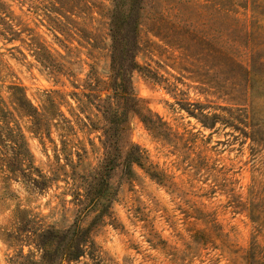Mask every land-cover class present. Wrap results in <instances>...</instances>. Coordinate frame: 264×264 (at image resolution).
I'll return each mask as SVG.
<instances>
[{"label":"rangeland","instance_id":"obj_1","mask_svg":"<svg viewBox=\"0 0 264 264\" xmlns=\"http://www.w3.org/2000/svg\"><path fill=\"white\" fill-rule=\"evenodd\" d=\"M1 1L0 95L48 182L35 189L0 170V264H16L21 255L30 264L44 253L49 264H249L250 253L255 264H264V93L232 89L230 80L224 81L223 56L209 52L213 45L237 62L250 61L249 32L264 49V0H248L247 9L235 11L219 9L215 0H143L133 51L138 67L129 71L131 52L119 60L139 108L126 109L112 147L104 146V133L92 125L97 118L100 125L110 123L93 107L80 110L73 96L85 100L81 93L88 91L91 65L114 84L106 35L112 0H75L66 15L57 14L50 0ZM187 45L193 47L191 56ZM49 60L60 69L45 67ZM13 84L49 118L46 131L37 133L19 109ZM111 92L108 88L102 97ZM49 98L70 120V131L52 117ZM188 104L216 116L208 119L213 127L189 115ZM229 110L238 120L232 125L224 122ZM245 112L259 127L255 141L240 130H250L239 123ZM144 116L155 129L146 126ZM132 145L147 159L145 167L133 164L128 176L124 158ZM104 164L110 166V216L94 223L98 211L80 212L86 194L82 178ZM146 168L161 172V183ZM76 224L90 227L94 244L67 261L61 252ZM47 229L56 237L49 252L36 245Z\"/></svg>","mask_w":264,"mask_h":264},{"label":"trees","instance_id":"obj_2","mask_svg":"<svg viewBox=\"0 0 264 264\" xmlns=\"http://www.w3.org/2000/svg\"><path fill=\"white\" fill-rule=\"evenodd\" d=\"M52 9L59 15H66L67 12L73 11L75 7V0H50ZM143 0H112V8L109 16L108 23V33L106 34L109 39L107 44V50L110 57V71L111 77L113 78L114 84L110 86V80L102 78L95 65L90 66L88 79L85 81V87L87 92L81 93L85 98L83 100L81 97H75L80 110L86 111L88 107L95 108L102 116L104 120H107L110 125L105 126V124H99L102 119L97 118L93 128L95 130H101L104 135L103 144L105 147H112L116 140L120 130V125L128 111V108L132 113L138 112V103L132 90L127 86V75L126 70L119 63V60H124L125 55L132 53V59L129 71L135 70L138 65L135 61L134 48L137 46V29L141 18V4ZM251 3L248 0H215V5L219 9H225L227 11H235V7H243L247 9V4ZM4 9V4L0 0V11ZM253 9V8H252ZM60 23V22H58ZM260 28L261 26H257ZM247 41L251 44L250 54L252 53L250 61L247 62H237L228 51H223L211 46L209 52L214 58L217 56H223L225 61L224 66L226 67L227 77L224 81L230 80L232 89H238L244 91L245 93L254 95H263L264 93V49H260V42L257 44V38H255L253 32H249L247 35ZM185 53L188 56L193 55V47L187 45L183 46ZM41 50V48H40ZM38 50V51H40ZM49 69L54 68L60 69V66H56L51 60H49V65H44ZM127 81V82H126ZM108 88L112 90L111 93H106L104 97L102 94L108 91ZM12 90V95L14 101L17 103L19 109L23 111L26 116L31 117L33 128L35 131L43 132L46 131L48 117L43 112H39L36 107H34L31 102L26 97L22 87L17 84L10 86ZM260 89L262 91H260ZM50 106L48 108L52 110L54 119L59 117L60 128L64 132L70 131L72 129V124L70 120L64 116V114L58 109L57 103L54 102L53 98H49ZM120 102V105L118 104ZM123 103V105H121ZM194 104H188L186 111L189 115L197 118L205 127L212 128L214 121H209L208 119L217 118L213 115L210 118L207 114H204L202 109L195 112L194 108L190 106ZM44 109V108H43ZM127 109V110H128ZM45 110V109H44ZM242 111L240 110L241 113ZM234 111L229 110V116L224 118L225 123L236 122V117L234 116ZM239 123L245 128H249L246 131L244 128L240 130L245 136H249L253 141L256 138L259 139V127H257L252 121L251 113H242ZM243 116V117H242ZM146 126L153 130L155 129L154 121L150 118L144 116L143 118ZM238 121V120H237ZM99 125V126H98ZM49 132V131H48ZM63 150L65 151L68 147L67 138H62ZM105 154L109 160H112V153L108 149L105 150ZM146 156L141 148L137 145H132L131 148L126 153L124 158L125 174L131 175L132 165L137 164L140 167H145ZM5 169L12 176L16 178H21L29 185L35 189H42L46 187L48 182V177L41 172V170L35 165L33 155L29 149L27 139L25 134L19 124L17 117L6 105L5 101L0 95V170ZM108 170L110 166L107 164L101 165V167L90 174L83 176V183L86 186L85 195L81 194L79 190L74 192L78 202H82L80 196L83 195L85 202L82 203L80 212L86 214L91 211H98L97 215L94 217L93 221L103 222L104 217L110 216L109 207L112 202V191L106 177L108 175ZM146 171L150 174L152 178H155L160 183L164 178L161 172L156 170H151L146 168ZM47 233L49 236L45 240H39V238L44 237ZM50 231L44 230L38 235L37 247L41 250H46V252L51 251L52 241L54 238L50 236ZM53 237V238H52ZM67 242L65 247L61 252V258L67 261H72L78 259L85 253V248H91L94 242L90 236V227L83 228L79 224H76L72 229L68 230ZM251 250H255V245L253 244ZM249 264H255L253 262V256L249 255ZM27 258L22 255L16 260V264L27 263ZM47 255L45 253L42 255L40 261H30V264H49Z\"/></svg>","mask_w":264,"mask_h":264}]
</instances>
